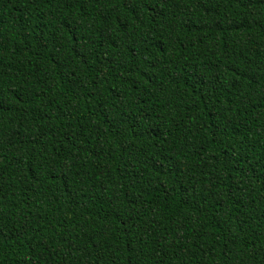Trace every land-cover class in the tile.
Masks as SVG:
<instances>
[{
  "label": "trees",
  "instance_id": "obj_1",
  "mask_svg": "<svg viewBox=\"0 0 264 264\" xmlns=\"http://www.w3.org/2000/svg\"><path fill=\"white\" fill-rule=\"evenodd\" d=\"M0 264H264V0H0Z\"/></svg>",
  "mask_w": 264,
  "mask_h": 264
}]
</instances>
